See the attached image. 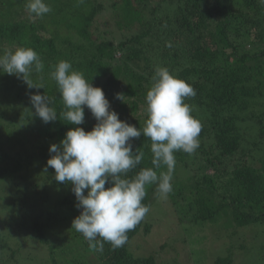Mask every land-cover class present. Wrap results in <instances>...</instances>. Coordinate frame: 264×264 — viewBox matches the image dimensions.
Returning <instances> with one entry per match:
<instances>
[{
	"label": "trees",
	"instance_id": "16d2710c",
	"mask_svg": "<svg viewBox=\"0 0 264 264\" xmlns=\"http://www.w3.org/2000/svg\"><path fill=\"white\" fill-rule=\"evenodd\" d=\"M44 2L52 11L32 19L25 10L27 0H0V54L32 48L44 64L42 72L31 74L41 89H30L22 79L0 71V264L14 256L3 255L8 239L21 234L44 246L47 264H158L154 252L135 255L131 246L135 236L151 232L148 214L115 250L107 242L102 251L92 250L71 229L81 210L72 185L57 182L55 170L47 167L54 155L49 147L59 144L70 128L91 131L97 121L86 107L82 125L68 124L61 116L65 109L51 76L61 60L103 90L119 119L139 129L147 119L146 94L158 67L194 88L195 97L185 103L202 125L199 148L191 155L175 153L173 191L167 199L153 184L142 203L149 208L153 201L169 203L178 221H188L193 229L209 222L222 225L220 233L232 230L235 236L240 229L255 228L262 239L239 246L249 256L241 264H264V3ZM35 93L54 98L56 121L45 124L35 115L29 99ZM131 143L133 151L139 148L145 155L127 178L153 167L150 139L142 135ZM154 170L159 174L166 168ZM224 248L225 256L214 264H233L234 250Z\"/></svg>",
	"mask_w": 264,
	"mask_h": 264
},
{
	"label": "clouds",
	"instance_id": "9594fccd",
	"mask_svg": "<svg viewBox=\"0 0 264 264\" xmlns=\"http://www.w3.org/2000/svg\"><path fill=\"white\" fill-rule=\"evenodd\" d=\"M25 10L32 19L42 18L52 11L44 0H27ZM43 69L39 54L32 48L17 47L0 54V71L22 79L30 89L43 88L31 79L33 71L39 73ZM51 76L63 101L65 111L61 116L68 124L82 125L85 107L97 121L91 131L70 128L59 144L49 147L54 155L47 160V167L55 170L57 182L72 185L75 206L81 210L73 219L71 229L81 233L92 250L102 251L104 242L111 244L114 250L123 247L127 233L150 211L142 203L147 187L157 185L160 197L167 199L173 191L175 153L183 151L191 155L199 148L202 125L191 115V106L185 103V99L195 97L196 92L167 68L158 67L154 83L146 94L147 119L139 129L119 119L118 113L110 110L103 90L89 83L70 62L59 61ZM122 96L118 94L117 98L122 100ZM29 99L35 115L43 123L57 120L51 106L54 98L35 93L30 94ZM142 135L151 141L153 167L142 168L134 177L127 178L144 159V152L139 148L133 151L131 143ZM162 167L166 171L158 174L154 170ZM106 184L109 186L105 187Z\"/></svg>",
	"mask_w": 264,
	"mask_h": 264
},
{
	"label": "rangeland",
	"instance_id": "374dc122",
	"mask_svg": "<svg viewBox=\"0 0 264 264\" xmlns=\"http://www.w3.org/2000/svg\"><path fill=\"white\" fill-rule=\"evenodd\" d=\"M156 202H152L146 220L153 225L151 232L146 236L142 232L135 236L131 246L136 250L135 255H149L154 252L158 264H214L218 257L225 256L224 244L234 250L233 264H241L246 262L249 256H244L243 251L238 250L239 246L244 244L249 247L252 242H260L262 239L256 234L255 228L240 229L235 236L230 235L232 230L228 232L222 230L223 232L220 233L218 229L222 228V225L209 222H206L203 228H200L201 230L193 229L188 221H178L179 216L169 203L164 202L165 204L162 205ZM184 228L189 229L185 232ZM17 237L8 239L9 249L3 252L4 256L14 252V256L10 259L4 258L1 264H47L49 262L44 246L27 239L24 234ZM161 245H163L162 250L158 247ZM197 251L200 253L197 254Z\"/></svg>",
	"mask_w": 264,
	"mask_h": 264
}]
</instances>
